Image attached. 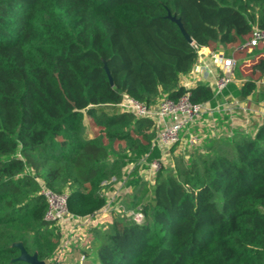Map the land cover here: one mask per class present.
<instances>
[{"label": "trees", "instance_id": "trees-1", "mask_svg": "<svg viewBox=\"0 0 264 264\" xmlns=\"http://www.w3.org/2000/svg\"><path fill=\"white\" fill-rule=\"evenodd\" d=\"M255 27L264 30V0H0V264L58 250L42 186L65 194L71 213L93 214L106 203L104 181L129 164L130 209L141 217L117 214L96 229L91 264H264V117L232 139L234 156L180 157L148 184L139 169L161 159L152 121L98 109L124 95L147 105L185 93L211 106L263 102V44L239 59L240 84L219 94L180 82L199 48L231 50Z\"/></svg>", "mask_w": 264, "mask_h": 264}, {"label": "built area", "instance_id": "built-area-1", "mask_svg": "<svg viewBox=\"0 0 264 264\" xmlns=\"http://www.w3.org/2000/svg\"><path fill=\"white\" fill-rule=\"evenodd\" d=\"M260 44H264V30L255 27L245 42L235 45L231 50L224 48L221 50L199 48L197 62H200L198 65H194L195 67L190 71L192 74L190 82L206 84L209 81L212 71L205 62L203 63L204 59L208 57L219 68L213 82V91L215 94L221 93L229 83L236 80L234 72L239 64V58L245 57ZM245 61H249V59ZM187 74L181 76L180 82L182 79L184 80ZM182 85L190 88L187 81ZM224 99L229 100L228 97ZM247 100L231 99L225 108V114L230 117V122L233 126L238 125L239 119L237 115H243V121L240 125H242V129L245 132L248 131L244 127L253 124L252 119L256 121L254 125L256 127L264 117V104L262 103V106L257 110L247 106ZM118 106L122 108V111L130 112L137 117L147 118L152 121L156 130L153 145L161 151V159L154 160L148 164V170L153 173L167 162V154L172 151L175 145H183L190 148L201 143L203 135L200 131L196 132L197 129L213 126L215 113L219 109V103L216 106H211L207 102L193 103L189 93H185L177 100L162 94L156 103L150 105L124 95ZM254 116H257V118ZM248 133L252 134V132ZM186 134L187 136L184 137ZM41 192L49 204L46 218L56 222L61 232L58 250L46 260L47 264H56L61 262L64 255L70 252L72 240L79 229L81 230L86 225L99 221L105 214L111 213L110 201L106 200L105 205L95 213L81 216L68 210L65 194H55L45 186H42ZM134 217L139 219L141 214L135 213ZM109 224L107 223L104 227L107 228ZM86 258L87 252H84L80 257V262H83Z\"/></svg>", "mask_w": 264, "mask_h": 264}, {"label": "rangeland", "instance_id": "rangeland-1", "mask_svg": "<svg viewBox=\"0 0 264 264\" xmlns=\"http://www.w3.org/2000/svg\"><path fill=\"white\" fill-rule=\"evenodd\" d=\"M264 44L262 46V52L264 51ZM246 75V74H245ZM264 108V107H263ZM99 110H103L107 113H113L122 111V108L118 105H101L98 107ZM243 118V115H237V118ZM251 117V116H250ZM249 126L244 127V129L248 132H252L254 128V124L256 121H253ZM84 123L87 127V134L92 135L93 129L89 126V118L85 116ZM239 125V126H238ZM234 126H229V129L226 130L221 128L222 126L215 121L213 126H205L198 128L196 132H201L203 135L201 143L194 147H186L183 145H177L174 150L167 154V162L164 165L174 166L176 164L177 159L183 157L186 163H190V160L195 156V154H211L216 155L220 152L224 151L225 154L229 156L235 155V150L232 147V143L230 139L236 138L238 135V131H241L240 127L242 125L238 124ZM244 125V124H243ZM221 126V127H220ZM244 132L249 135L251 133ZM200 134V135H201ZM215 134V137H214ZM184 135V137H186ZM230 138H229V137ZM218 137V138H217ZM214 139L217 141L222 140L223 148L218 149V145L214 146ZM220 144V142H219ZM223 149V150H222ZM134 167V164H129L122 169V175H114L104 181L102 193L106 200L110 201L111 213L105 214L99 221H94L93 224L86 225L81 230L79 229L75 234L74 239L72 240L71 250L61 260L63 264H91L92 261H97V250L98 247V238L96 236V229H105L104 225L110 223L114 215L120 214L125 215L126 217L135 214L134 210L130 209V204L133 198V188L128 184L130 178H132L131 170ZM139 175L141 178L146 180L148 184H151L154 179V173L148 170V167L144 166L139 169ZM84 252H87V258L83 262H80V257ZM47 264V261L44 260Z\"/></svg>", "mask_w": 264, "mask_h": 264}, {"label": "crops", "instance_id": "crops-1", "mask_svg": "<svg viewBox=\"0 0 264 264\" xmlns=\"http://www.w3.org/2000/svg\"><path fill=\"white\" fill-rule=\"evenodd\" d=\"M206 49H209L208 47H205ZM221 49H223V47L222 48H220V50ZM225 49V48H224ZM219 50V49H218ZM228 50V49H227ZM242 58V61L243 60H246V59H244V57H241ZM241 58H239L240 60H241ZM199 62L200 61H198L196 64H195V66L196 65H198L199 64ZM206 63L209 67H210V69H211V71H212V75H211V77H210V79H209V81L206 83L207 85H209L212 89L214 88V81H215V77H216V75H217V73H218V71H219V68L208 58V57H206L205 59H204V61H203V63ZM194 66V67H195ZM191 76H192V74H191V72L190 73H188L186 76H185V78H184V80L182 79V81H181V83L182 84H185L186 83V81H187V84L189 85L188 87H194L195 85H197L198 83H201V82H190V78H191ZM189 77V78H188ZM238 84H240V80H238V79H236L235 80ZM219 103V109L216 111V113H215V121H217L221 126V128H223V130L221 131V132H223L224 131V129H226V130H228L229 129V126H233L232 124H231V122H230V117L227 115V114H225V108H226V106H227V104L229 103V100H225V99H223V100H221V101H219L218 102ZM262 103L264 104V101L263 102H256V101H253L251 98L250 99H248L247 100V106H250V107H252V108H254V109H257L258 110V108H260L261 106H262ZM240 116V115H239ZM255 118H257V116H254ZM241 118V117H240ZM243 121V119L241 118V119H239V122H238V119H237V122H238V124H240L241 122ZM255 125V124H254ZM239 126V125H238ZM257 126V125H256ZM254 128H256L255 126H254ZM254 128H253V130H254ZM240 129H241V131H238V135H237V137H239V136H241V135H244L245 133V131H243V129L240 127ZM252 130V131H253ZM249 135H252V134H249ZM229 137V136H228ZM236 137V138H237ZM218 138V137H217ZM230 138V137H229ZM230 141H231V143H232V139H230ZM219 142H220V144H219ZM217 146L218 145V149H221V148H223V144H222V140H219V141H217V139H214V146ZM223 150V149H222ZM96 251V250H95ZM61 264H63V263H61Z\"/></svg>", "mask_w": 264, "mask_h": 264}, {"label": "water", "instance_id": "water-1", "mask_svg": "<svg viewBox=\"0 0 264 264\" xmlns=\"http://www.w3.org/2000/svg\"><path fill=\"white\" fill-rule=\"evenodd\" d=\"M167 17L178 24L180 30L182 31V33L186 36V38L188 40H190V41L192 40L191 37L188 35V33L185 31L184 27L182 26V23H181L179 18H177L175 15H172L169 11H168ZM104 67H105L106 73L109 77L110 83L112 84L113 82H112V78L110 76L108 67H107V65H105ZM21 258L26 260V261H29L33 264H46L44 260L38 259L37 255H29L25 251L23 252Z\"/></svg>", "mask_w": 264, "mask_h": 264}]
</instances>
